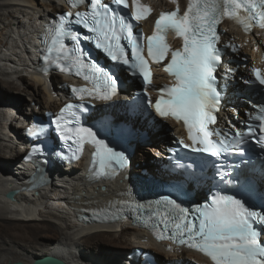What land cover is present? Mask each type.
<instances>
[{
  "label": "snow or ice",
  "instance_id": "1",
  "mask_svg": "<svg viewBox=\"0 0 264 264\" xmlns=\"http://www.w3.org/2000/svg\"><path fill=\"white\" fill-rule=\"evenodd\" d=\"M78 3L84 4L85 0H78ZM88 4L87 13L76 12L74 17L70 12L62 13L54 28L51 50L68 61L75 68L77 76H83L92 84L90 89L73 88L72 91L78 94L79 99H83V94L87 93L93 98L111 100L117 95L119 76L113 68L106 69L85 56L79 34L72 30L71 19L92 34L95 48L101 50L114 66H122L119 68L121 71L138 73L146 83H151L149 63L142 54V41L145 38L142 33L134 32L133 24L124 15L118 14L116 9L122 7L130 10L131 20L137 23L145 19L151 10L141 5L139 0H132L131 6L128 0H88ZM72 7L75 8L76 3ZM241 13H244L243 17ZM226 16L235 18L246 32L254 23L264 29V0H189L183 15H179V8L160 14L153 34L146 38L147 55L153 63H161L170 51L165 42L167 32L172 31L182 38V48L171 52V60L165 67L175 83L160 90L162 95L153 106L159 116L183 122L191 141L190 144L179 141L184 148L212 157H221L222 154L240 156L242 159L238 164H233L230 170L225 168L224 174L218 173V177L225 184H240L243 193L246 185L241 180L239 169L250 163L243 159L246 154L244 145L255 143L264 153V104L257 106L259 114L254 117L260 121L259 132L257 134L250 126L247 140L240 131L228 139L224 134L209 130V125L216 123L214 113L220 110L221 105L217 69L221 66L222 50L217 47L220 40L217 26ZM60 38H69L74 42L71 51ZM57 67L64 70L59 64ZM252 72L255 82L264 87V73L258 69ZM244 83L251 85L253 81L246 80ZM74 107L78 106L67 105V109ZM56 126L66 139L90 140L96 147L95 154L102 168L111 167L113 163L121 167L125 165L124 154L106 143L98 130L80 127L69 136L59 118ZM213 136L220 138L213 140ZM156 203H163L166 209L161 216L163 227L158 239H163V233L168 231L169 239H176L181 245L203 253L211 259L212 264H264V207L249 205L243 195L238 197L218 192L193 209L168 196ZM120 205L134 209L145 207L128 201H120ZM94 216L98 217L100 213H94Z\"/></svg>",
  "mask_w": 264,
  "mask_h": 264
},
{
  "label": "bare ground",
  "instance_id": "2",
  "mask_svg": "<svg viewBox=\"0 0 264 264\" xmlns=\"http://www.w3.org/2000/svg\"><path fill=\"white\" fill-rule=\"evenodd\" d=\"M148 1L157 12L172 9L175 5H182L184 8L187 2ZM58 2L59 0H0V15L6 16L1 19L4 26L0 30V264H7L4 259L8 260V264L16 261L31 264L36 258L48 255L65 260L68 264H128L127 256L131 254V250L140 247L153 251L159 264L173 260L188 261V264H193L195 260L206 261L194 252L176 249L168 244H155L146 232L134 228L130 223H87L77 218L111 206L113 199L127 190L130 180L126 176L89 182L84 164L80 163L72 166L69 171L62 170L63 177H57L51 182V190L50 186L34 191L27 188L31 185L28 179L32 173L31 164L16 161L24 149L20 144L24 139L22 125L38 109L43 114L44 109L57 110L64 104L61 98L63 92L50 84L56 82L61 85L65 79L54 75L49 82L43 76H34L29 72L33 64L35 30L47 21L48 16L64 10ZM146 24L152 25V22ZM222 29L226 30V40L240 45L243 52H240L241 55L253 57L255 48L264 46L263 36H258V32L254 34L255 39H252L227 23H224ZM162 75L158 72L154 83ZM167 82L162 81L158 85L162 86V83ZM27 99L30 101L28 111L21 105L27 103ZM32 102L35 103L33 108L30 105ZM118 106H121L120 103L114 108L117 109ZM120 111L123 112L124 109L121 107ZM131 123L143 127L150 139L146 146H139L138 151L143 153L142 157L135 161L129 175L145 168L156 179L165 181V173L160 168L162 152L176 135L169 133L167 129L171 127L180 130V127L171 119L162 121V128L157 123L141 121L140 118L132 119ZM158 128L161 131L156 134ZM150 144L153 146L149 147ZM145 149L156 151L157 159L147 155ZM23 154L26 156L27 151ZM152 160L155 162H151ZM14 162L16 166L11 167ZM70 174L73 176L69 177ZM14 189H20V192L13 202L6 197V193ZM64 203L69 206V210L64 208ZM124 253L126 259L123 261ZM133 264L140 263L135 261Z\"/></svg>",
  "mask_w": 264,
  "mask_h": 264
},
{
  "label": "water",
  "instance_id": "3",
  "mask_svg": "<svg viewBox=\"0 0 264 264\" xmlns=\"http://www.w3.org/2000/svg\"><path fill=\"white\" fill-rule=\"evenodd\" d=\"M145 179H146V182H150L152 188L153 187L155 188V186L153 185V183H151V181H149L147 178H145ZM138 187H139V190L141 191L142 185L139 184ZM18 193H19L18 190L11 191V192L6 194V197L9 200L14 202V201H16V197H17ZM13 264H26V263H24L23 261H16ZM31 264H68V263L65 260H62L56 256L48 255V256L36 258L35 260H33V262H31Z\"/></svg>",
  "mask_w": 264,
  "mask_h": 264
},
{
  "label": "rangeland",
  "instance_id": "4",
  "mask_svg": "<svg viewBox=\"0 0 264 264\" xmlns=\"http://www.w3.org/2000/svg\"><path fill=\"white\" fill-rule=\"evenodd\" d=\"M11 11H12V9H11ZM6 15H8V13L6 12ZM6 16H1L0 15V30H2V28H3V24L1 23V19H4ZM4 21V20H3ZM0 86H1V84H0ZM28 100V99H27ZM42 100H43V98H42ZM30 103V101L28 100L27 101V103H22L21 105L23 106V108H24V110H26V111H28L29 109H28V104ZM24 104V105H23ZM35 103L34 102H32L30 105H31V107H32V105H34ZM19 105H20V103H19ZM45 108V107H44ZM27 116V115H26ZM146 151H145V153L147 154V155H150V156H152V157H154L155 155H154V153H153V151H151L150 149H145ZM143 154V153H142ZM142 154H141V152L140 151H138V155L136 154V156H135V161H139V159H141V157H142ZM156 157V156H155ZM152 162V161H151ZM16 163L14 162V163H12L11 164V167H14V166H16L15 165ZM139 164V163H138ZM143 169H145V168H143ZM139 171H137V173H138ZM140 173V172H139ZM17 233V232H16ZM18 233H20V232H18ZM22 233V232H21ZM86 248H87V246H86ZM128 251V250H127ZM133 250H131V252H132ZM126 259V257H125V253L123 254V256H122V260L124 261ZM4 260H6L5 262L8 264V260L7 259H4Z\"/></svg>",
  "mask_w": 264,
  "mask_h": 264
}]
</instances>
